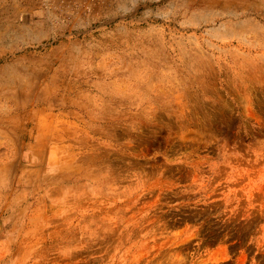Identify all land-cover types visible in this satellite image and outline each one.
<instances>
[{"label": "rangeland", "instance_id": "rangeland-1", "mask_svg": "<svg viewBox=\"0 0 264 264\" xmlns=\"http://www.w3.org/2000/svg\"><path fill=\"white\" fill-rule=\"evenodd\" d=\"M0 264H264V0H0Z\"/></svg>", "mask_w": 264, "mask_h": 264}, {"label": "bare ground", "instance_id": "bare-ground-1", "mask_svg": "<svg viewBox=\"0 0 264 264\" xmlns=\"http://www.w3.org/2000/svg\"><path fill=\"white\" fill-rule=\"evenodd\" d=\"M121 2V1H120Z\"/></svg>", "mask_w": 264, "mask_h": 264}]
</instances>
